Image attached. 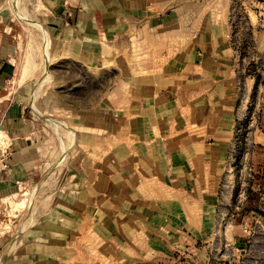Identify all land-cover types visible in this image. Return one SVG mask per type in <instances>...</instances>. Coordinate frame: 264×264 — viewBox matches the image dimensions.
<instances>
[{"label": "crops", "instance_id": "1", "mask_svg": "<svg viewBox=\"0 0 264 264\" xmlns=\"http://www.w3.org/2000/svg\"><path fill=\"white\" fill-rule=\"evenodd\" d=\"M47 1L55 55L128 72L96 108L83 110L85 122H68L83 134L118 139L112 135L99 170L56 196L6 263L179 264V253L193 251V237L208 224L230 146L243 64L227 16L214 0ZM0 132L9 155L0 162L2 198L31 168L23 158L25 130Z\"/></svg>", "mask_w": 264, "mask_h": 264}, {"label": "rangeland", "instance_id": "2", "mask_svg": "<svg viewBox=\"0 0 264 264\" xmlns=\"http://www.w3.org/2000/svg\"><path fill=\"white\" fill-rule=\"evenodd\" d=\"M214 3L228 18L233 47L245 67L237 72L230 146L213 207L205 215L208 224L193 237L194 250L179 253V264H264V0ZM49 10L47 0H0V131L25 130L23 158L31 168V176L15 191L0 195V264H7L19 239L52 209L58 194L100 169L115 134H83L68 122L75 117L85 122L83 110L96 108V100L109 95L113 82L128 73L119 64L98 70L55 55ZM34 21L49 37L48 51ZM27 58L35 67L19 82V67ZM103 105L107 124L111 113L106 101ZM11 107L18 110V125ZM9 114L11 121L3 122ZM7 142L0 132V162L9 159ZM91 244L93 259L97 254Z\"/></svg>", "mask_w": 264, "mask_h": 264}, {"label": "bare ground", "instance_id": "3", "mask_svg": "<svg viewBox=\"0 0 264 264\" xmlns=\"http://www.w3.org/2000/svg\"><path fill=\"white\" fill-rule=\"evenodd\" d=\"M32 22V21H31ZM34 24H36V26H38L40 29H41V32H42V34H43V37H44V41H45V45H46V50L48 49V44H49V38H48V36H47V33H46V31L42 28V26H40L38 23H37V21H34L33 22ZM46 50H44L45 51V54L47 53V51ZM31 55V54H30ZM32 55L34 56L35 55V53H34V51L32 52ZM47 55H48V53H47ZM46 55V56H47ZM48 57H46V59H47ZM31 59H33V58H31ZM31 59L30 58H27V59H25V61L23 62V64H21V66L19 67V77H18V79H19V82H22L23 80H24V78H25V76H27V75H29L28 73H30L29 72V70L28 69H31L30 71L32 72V69H33V67H35V63L34 62H32L31 61ZM34 61V60H33ZM46 63H47V61H46ZM27 74V75H26ZM68 133V132H67ZM68 142V141H67ZM68 146V145H67ZM66 146V147H67ZM65 147V146H64ZM63 149V148H62ZM64 150H66V148L64 149Z\"/></svg>", "mask_w": 264, "mask_h": 264}, {"label": "water", "instance_id": "4", "mask_svg": "<svg viewBox=\"0 0 264 264\" xmlns=\"http://www.w3.org/2000/svg\"><path fill=\"white\" fill-rule=\"evenodd\" d=\"M46 72V71H45Z\"/></svg>", "mask_w": 264, "mask_h": 264}]
</instances>
